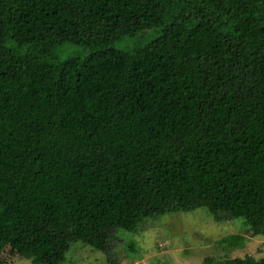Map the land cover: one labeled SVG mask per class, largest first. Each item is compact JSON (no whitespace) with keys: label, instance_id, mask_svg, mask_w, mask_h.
Segmentation results:
<instances>
[{"label":"trees","instance_id":"1","mask_svg":"<svg viewBox=\"0 0 264 264\" xmlns=\"http://www.w3.org/2000/svg\"><path fill=\"white\" fill-rule=\"evenodd\" d=\"M201 206L264 237V0H0V264Z\"/></svg>","mask_w":264,"mask_h":264},{"label":"rangeland","instance_id":"2","mask_svg":"<svg viewBox=\"0 0 264 264\" xmlns=\"http://www.w3.org/2000/svg\"><path fill=\"white\" fill-rule=\"evenodd\" d=\"M148 38L150 36L146 33L144 39H123L113 46L130 48ZM67 45L63 46L64 52L56 51L58 58L80 50L77 46ZM158 219L142 222L135 233L111 230L106 252L78 241L70 243L62 264H111L108 258L119 264H206L204 259L209 258L210 264H218L223 259L246 255L254 259L264 257V237L251 235L241 218L215 220L210 210L201 206L165 214ZM234 234L245 236L243 247L230 248L225 243H218L219 239ZM131 243L135 251L129 250ZM12 264L31 263L16 258Z\"/></svg>","mask_w":264,"mask_h":264}]
</instances>
